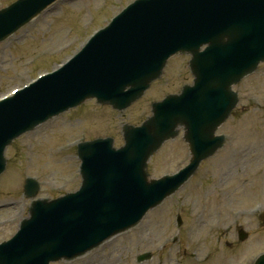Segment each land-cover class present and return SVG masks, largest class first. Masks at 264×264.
Here are the masks:
<instances>
[{"label": "water", "instance_id": "1", "mask_svg": "<svg viewBox=\"0 0 264 264\" xmlns=\"http://www.w3.org/2000/svg\"><path fill=\"white\" fill-rule=\"evenodd\" d=\"M55 1L20 0L0 11V42ZM178 53L192 55L195 85L155 104L142 128L127 127L124 148L113 149L111 140L82 146V191L34 203L32 220L0 247V264H50L85 254L137 224L221 148L225 138L215 133L237 105L232 86L264 62V0H138L62 70L0 102L1 174L13 139L87 99L128 107ZM179 126L191 165L150 182L148 160ZM256 264H264V255Z\"/></svg>", "mask_w": 264, "mask_h": 264}, {"label": "rangeland", "instance_id": "2", "mask_svg": "<svg viewBox=\"0 0 264 264\" xmlns=\"http://www.w3.org/2000/svg\"><path fill=\"white\" fill-rule=\"evenodd\" d=\"M14 1L0 0V9ZM133 1L61 0L50 6L0 44V98L65 63ZM187 63V57L172 59L162 80L129 111L118 113L88 101L17 140L7 151V172L0 178V205L10 203L0 207V243L10 240L29 217L32 200L19 199L27 177L42 183V199L78 190L81 180L74 142L116 136V146L123 145L124 123L140 125L151 116L153 102L193 82ZM237 91L240 106L220 130L229 138L225 150L204 163L194 180L138 229L68 264H137L136 254L144 251L154 253L144 264H253L264 252V66ZM66 142L70 145L63 147ZM188 159L187 145L179 138L151 159L150 174L158 178L175 173ZM178 214L183 219L181 230L176 226ZM241 227L250 235L242 243L237 238ZM228 228L233 229L229 234Z\"/></svg>", "mask_w": 264, "mask_h": 264}]
</instances>
